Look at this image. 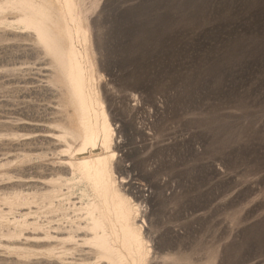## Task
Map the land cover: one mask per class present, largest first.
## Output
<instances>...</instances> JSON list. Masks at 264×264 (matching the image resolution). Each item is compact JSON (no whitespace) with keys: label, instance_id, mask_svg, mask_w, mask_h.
Listing matches in <instances>:
<instances>
[{"label":"rangeland","instance_id":"obj_1","mask_svg":"<svg viewBox=\"0 0 264 264\" xmlns=\"http://www.w3.org/2000/svg\"><path fill=\"white\" fill-rule=\"evenodd\" d=\"M115 189L134 264H264V0H0V264H133Z\"/></svg>","mask_w":264,"mask_h":264},{"label":"bare ground","instance_id":"obj_2","mask_svg":"<svg viewBox=\"0 0 264 264\" xmlns=\"http://www.w3.org/2000/svg\"><path fill=\"white\" fill-rule=\"evenodd\" d=\"M104 131L106 133L105 142H107L109 140V134L107 133L106 127ZM84 160L86 165L96 167L100 173L105 172L109 167V159L107 157L101 158L97 156L88 158L86 156ZM111 206L115 213V218L109 219L107 216L108 219L106 222L109 224L110 229L107 227L103 230V246L107 253L114 256L113 258L118 259V257L120 258L121 256L130 257L134 264V254L145 249L148 244V241L144 237V233L146 232H143V229H145L147 225L146 221L142 219L143 222H138L139 216L142 215L143 207L132 198L124 197L117 189H115L111 195ZM118 237L121 239V245L118 246L117 249H110L109 240H115L118 239ZM149 252L150 251L146 250L147 256H149Z\"/></svg>","mask_w":264,"mask_h":264}]
</instances>
